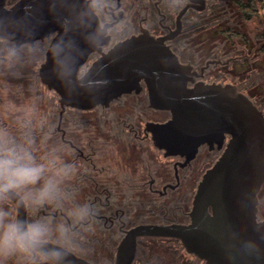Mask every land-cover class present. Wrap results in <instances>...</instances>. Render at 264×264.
<instances>
[{
	"label": "flooded vegetation",
	"instance_id": "flooded-vegetation-1",
	"mask_svg": "<svg viewBox=\"0 0 264 264\" xmlns=\"http://www.w3.org/2000/svg\"><path fill=\"white\" fill-rule=\"evenodd\" d=\"M18 1L6 0V7ZM172 3L112 0L109 13L98 17L100 24L111 25L109 44L92 52L82 70L87 73L116 45L147 33L197 73L189 87L232 84L252 99L247 90L259 79L257 69H264V26L249 30L245 17L256 0H186L177 11ZM45 63L0 69V124L19 134L16 120L30 111L37 156L54 149L77 165L80 199L93 202L99 213L77 264H118L121 245L138 226L190 224L203 177L223 156L230 136L222 144H202L191 158L169 156L155 145L151 127L172 115L152 106L145 81L109 104L79 109L63 105L57 90L42 81ZM257 198L262 222L264 183ZM208 212L214 216L211 207ZM135 241L132 264H207L176 238L138 236Z\"/></svg>",
	"mask_w": 264,
	"mask_h": 264
},
{
	"label": "water",
	"instance_id": "water-1",
	"mask_svg": "<svg viewBox=\"0 0 264 264\" xmlns=\"http://www.w3.org/2000/svg\"><path fill=\"white\" fill-rule=\"evenodd\" d=\"M51 2L19 0L6 7V0H0V11L20 15L25 4L31 5L30 24L43 20L36 38L44 39L60 29L49 11ZM57 15H65L59 4ZM76 39L85 49L82 66L101 48H89L79 34ZM195 76L192 67L182 65L168 46L147 33L116 45L91 67L84 82L103 79L107 81L103 88L72 90L74 82L66 88L50 60L41 69L42 81L57 90L61 103L79 109L109 104L145 81L152 106L172 115L169 122L151 127L155 145L169 156L191 158L202 144H222L230 136L223 156L203 177L191 223L136 227L120 247L118 264H132L138 236L176 238L207 264H264V221H257V195L264 183V111L232 84L200 82L189 87ZM249 242L257 246L255 250L247 247Z\"/></svg>",
	"mask_w": 264,
	"mask_h": 264
},
{
	"label": "clouds",
	"instance_id": "clouds-1",
	"mask_svg": "<svg viewBox=\"0 0 264 264\" xmlns=\"http://www.w3.org/2000/svg\"><path fill=\"white\" fill-rule=\"evenodd\" d=\"M112 0H52L51 14L60 26L56 34L40 40L38 24H30L25 4L22 14L0 11V69L15 71L26 62L51 61L58 80L67 86L91 90L106 86L98 79L84 82L81 59L85 49H98L109 38V23L97 18L109 13ZM186 0H173L172 10ZM65 15H57V5ZM19 134L0 124V264H77L89 237L99 223L91 201H81L78 167L62 159L53 149L37 156L31 132V112L18 117ZM30 213V214H29ZM260 230V226H257ZM247 247L255 250L249 242Z\"/></svg>",
	"mask_w": 264,
	"mask_h": 264
},
{
	"label": "rangeland",
	"instance_id": "rangeland-1",
	"mask_svg": "<svg viewBox=\"0 0 264 264\" xmlns=\"http://www.w3.org/2000/svg\"><path fill=\"white\" fill-rule=\"evenodd\" d=\"M258 7H261L258 4H255ZM249 30H257L264 26V9L261 8L260 12L257 13L252 20H249L247 23ZM263 57V56H262ZM262 65L264 63V58H261ZM256 74L259 76L258 80L253 83L251 88L248 91L252 99L261 106V110L264 111V69L259 67L256 71Z\"/></svg>",
	"mask_w": 264,
	"mask_h": 264
},
{
	"label": "trees",
	"instance_id": "trees-1",
	"mask_svg": "<svg viewBox=\"0 0 264 264\" xmlns=\"http://www.w3.org/2000/svg\"><path fill=\"white\" fill-rule=\"evenodd\" d=\"M255 4H258L261 7L257 8L256 5H251L249 7V11L247 12V14L245 16L247 18V20H252L254 18V16L257 14V12L260 11L261 8L264 9V0H256ZM256 8H257V10H256ZM263 52H264V48H263Z\"/></svg>",
	"mask_w": 264,
	"mask_h": 264
}]
</instances>
